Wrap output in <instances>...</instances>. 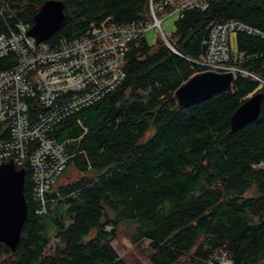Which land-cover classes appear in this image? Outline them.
<instances>
[{
  "label": "trees",
  "instance_id": "1",
  "mask_svg": "<svg viewBox=\"0 0 264 264\" xmlns=\"http://www.w3.org/2000/svg\"><path fill=\"white\" fill-rule=\"evenodd\" d=\"M43 1L0 0V34L30 25ZM62 2V22L45 39L52 45L106 16L149 19L148 0ZM229 19L264 30V0H210L184 10L168 37L176 51L160 37H142L123 55L120 83L50 125L46 136L64 141L69 157L42 215L30 196L31 171L20 165L26 217L14 250L0 241V264H129L111 245L120 236L143 247L149 264H207L219 252L231 264H264V166H253L264 160V88L236 76L231 91L185 108L173 96L193 72L190 59L204 51L208 23ZM232 40L235 50L264 47V38L241 30ZM261 60L243 65L260 70ZM15 63L12 52L0 55V71ZM255 89L263 91L258 116L231 130V114ZM8 132L1 119L0 140Z\"/></svg>",
  "mask_w": 264,
  "mask_h": 264
},
{
  "label": "built area",
  "instance_id": "2",
  "mask_svg": "<svg viewBox=\"0 0 264 264\" xmlns=\"http://www.w3.org/2000/svg\"><path fill=\"white\" fill-rule=\"evenodd\" d=\"M209 1L157 0L156 15L152 0H148L150 18L144 23H120L106 16L92 21L78 35L60 38L53 45L45 40L35 41L27 34L28 25L22 22L0 34V55L12 52L16 59L11 68L0 71V120L6 119L9 131V137L0 140V161L12 159L16 166L27 163L35 213L48 212L53 199L47 192L69 157L63 151L64 141L46 136L50 125L120 83L124 76L123 55L129 45L139 43L148 26H155L176 51L163 33L160 15L203 9ZM240 30L264 38V30L240 19L210 21L207 37L202 41L204 51L193 59L195 69L231 71L234 77L254 80L255 88H264V47L257 54L230 47L229 34ZM258 55L262 57L260 70L243 65ZM253 166L263 167L264 160ZM206 263L231 261L219 252L210 255Z\"/></svg>",
  "mask_w": 264,
  "mask_h": 264
},
{
  "label": "water",
  "instance_id": "3",
  "mask_svg": "<svg viewBox=\"0 0 264 264\" xmlns=\"http://www.w3.org/2000/svg\"><path fill=\"white\" fill-rule=\"evenodd\" d=\"M63 17L62 0H44L33 13L27 34L35 41H43L60 26ZM169 44L174 47L171 40ZM234 80L231 71H195L175 87L173 96L176 105L185 108L216 92H229ZM262 98L263 91L251 93L231 114L230 129L234 130L255 119L259 114ZM24 176L25 167H17L12 159L0 161V241L11 250L15 249L19 241L27 212L23 193Z\"/></svg>",
  "mask_w": 264,
  "mask_h": 264
},
{
  "label": "rangeland",
  "instance_id": "4",
  "mask_svg": "<svg viewBox=\"0 0 264 264\" xmlns=\"http://www.w3.org/2000/svg\"><path fill=\"white\" fill-rule=\"evenodd\" d=\"M178 15L179 14L176 12H171L165 16L160 15L161 16L160 25L162 27L163 33L165 34V36H167V38L170 36L171 32L174 29V20L178 17ZM149 18H150V15H149ZM158 37H160L165 42V40L162 38L161 34L158 32V29L155 26H148L144 30V38L148 43H153ZM229 41H230V45L233 46L232 32L229 35ZM190 60L193 63V72L200 71V69L199 70L195 69V63L193 59H190ZM235 78L236 77H234V79ZM256 86H257V83H256ZM250 94L251 93H249L248 96ZM61 208L63 209V211H65V206L61 205ZM147 242L148 240L145 239L143 243L146 244ZM111 245L114 247V249L120 256H123L126 259V261L129 264H149V262L146 260L143 253L141 252V251H144L143 247L141 248V251H140V249L136 248L135 245L132 242H130L127 238L121 237V236L117 237L111 240ZM49 251H52V248L49 249Z\"/></svg>",
  "mask_w": 264,
  "mask_h": 264
},
{
  "label": "crops",
  "instance_id": "5",
  "mask_svg": "<svg viewBox=\"0 0 264 264\" xmlns=\"http://www.w3.org/2000/svg\"><path fill=\"white\" fill-rule=\"evenodd\" d=\"M232 42H233V40H232ZM233 44H234V43H233ZM235 46H236V45H235ZM230 47L234 49V47H233V46H231V45H230Z\"/></svg>",
  "mask_w": 264,
  "mask_h": 264
},
{
  "label": "bare ground",
  "instance_id": "6",
  "mask_svg": "<svg viewBox=\"0 0 264 264\" xmlns=\"http://www.w3.org/2000/svg\"><path fill=\"white\" fill-rule=\"evenodd\" d=\"M156 14V13H155ZM149 20V19H148Z\"/></svg>",
  "mask_w": 264,
  "mask_h": 264
}]
</instances>
